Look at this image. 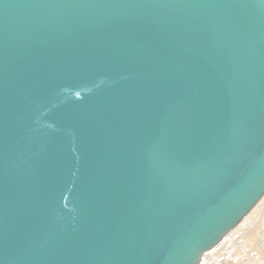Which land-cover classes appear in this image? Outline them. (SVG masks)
I'll return each instance as SVG.
<instances>
[{"label":"water","instance_id":"obj_1","mask_svg":"<svg viewBox=\"0 0 264 264\" xmlns=\"http://www.w3.org/2000/svg\"><path fill=\"white\" fill-rule=\"evenodd\" d=\"M264 196V0H0V264H200Z\"/></svg>","mask_w":264,"mask_h":264},{"label":"rangeland","instance_id":"obj_2","mask_svg":"<svg viewBox=\"0 0 264 264\" xmlns=\"http://www.w3.org/2000/svg\"><path fill=\"white\" fill-rule=\"evenodd\" d=\"M200 264H264V196Z\"/></svg>","mask_w":264,"mask_h":264},{"label":"bare ground","instance_id":"obj_3","mask_svg":"<svg viewBox=\"0 0 264 264\" xmlns=\"http://www.w3.org/2000/svg\"><path fill=\"white\" fill-rule=\"evenodd\" d=\"M253 210V209H252Z\"/></svg>","mask_w":264,"mask_h":264}]
</instances>
